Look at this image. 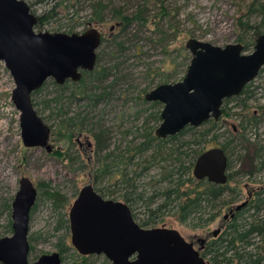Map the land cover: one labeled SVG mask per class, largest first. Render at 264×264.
I'll list each match as a JSON object with an SVG mask.
<instances>
[{"label":"rangeland","instance_id":"1","mask_svg":"<svg viewBox=\"0 0 264 264\" xmlns=\"http://www.w3.org/2000/svg\"><path fill=\"white\" fill-rule=\"evenodd\" d=\"M22 1L29 6L30 12L34 16L44 20L42 26L34 30L35 33L82 34L87 30L86 19L90 14L88 0H81L73 8L69 1L58 6L57 2L59 4L61 0ZM104 1H107L109 5L125 6V15L131 17L138 12L140 7H143L145 0ZM147 1L148 4L144 5L146 9L140 15L141 18L146 19V24L142 21L133 22L127 30L129 35L125 34L126 36L119 32V29L113 31V36H124L121 39L125 42L126 51L121 56H117L118 61H116L120 64L119 70L113 69L111 72V75L117 73L116 78L119 80V84H117L115 92L112 91L114 95L110 97V101L101 102L94 109L88 106L87 102L75 101L69 96L74 83L69 82V89L61 92L52 79L47 80L43 87L34 93L32 96L34 109L53 131L57 123L51 115L52 106L46 107L45 103L62 93L63 111L68 112V116H72L76 112H84L83 108H85L88 118H91V124H100L108 131L112 144L109 147L110 151L114 147L133 148L134 144L140 142L141 128L156 129L159 125L150 119L146 121L148 114L155 113L159 109L148 106L149 103H146L143 98L145 94L165 80H168L169 83L181 82L186 74L191 60V55L185 48L186 42L189 39H195L224 48L227 45L238 43V37L244 34L237 26L236 20L245 12L244 4L249 0ZM252 18L255 19V22L259 20L256 16ZM112 25L113 22H108L97 27V30L109 39L111 37L109 29ZM109 45L101 47L99 51L102 60L100 66L112 65L110 64L112 61L108 57L114 54L111 53L112 51H108ZM252 52L253 47H250L242 53L249 55ZM14 88L15 85L9 71L4 63L0 62V239L12 235L11 203L19 190L20 179L27 178L37 189L36 203L30 212L29 219L30 252L28 262L32 264L42 255L58 253L60 244H65L67 249L62 256L63 263L84 264L71 246L70 232L65 229V221L68 222L69 209L80 189L93 183L94 171L103 164L98 160L104 153L96 154L95 146H93L96 144L89 124L82 133L70 137L56 132L48 141L53 150L52 153H47L40 148H25L21 140L19 112L11 100ZM144 89L147 90L145 94L143 93ZM249 90L251 91V97L247 101L249 111L242 115L256 113L260 120L256 128H247L243 136L250 144H256L264 149V119H261L260 116V108L264 106V67L256 79L251 82ZM228 107L232 112H240L235 101H231ZM221 119L225 120L228 130L236 127L239 123L234 118L227 120L221 117ZM225 129H220L214 134L224 133ZM201 130L200 127L194 128V131L188 133L184 140H189L190 136ZM78 135L82 137L79 139L82 149L76 142ZM226 136L219 137L213 143L208 141L200 148L219 147L221 143H224ZM84 138H88L91 144L90 150L86 147L87 141ZM193 148L196 151L199 150L197 147ZM261 156L264 161V152ZM251 158V151L249 153L241 149L240 151L238 149L229 151L231 169L228 170V174L234 172H238V174L228 185L231 188H236L239 194L243 195V198L238 199L236 204H240L250 192L264 188V169L256 172L253 168H258L259 163ZM148 159L139 161L142 162V165L140 164L137 171H142V178L137 182L142 181V184H138L140 186L138 192L144 198V201L134 206L135 210H132L133 215L137 216L135 219L138 224L146 221L149 217L146 208L153 200V203L150 204L151 210L161 202L160 198H153L152 188L147 184L155 185L154 181L162 174L164 164L158 161L148 162ZM147 164H150L151 167L149 166V170L144 171ZM113 183V179L104 178L98 182L97 188L111 192L114 191L110 187ZM47 192L57 194V198L62 200L65 206L54 208L53 203L47 199ZM112 194L111 199L115 198V201H121L119 199L121 195L118 192ZM262 211L264 213V209ZM226 212L224 209L215 222L199 230L193 229L189 223L181 224L174 208L162 210L157 218H153V221L155 228L176 230L186 241L195 244L197 248L199 239L209 238L210 233L223 226L222 217ZM249 213L251 214V211ZM60 224L62 228H59ZM149 227L152 226L144 228ZM85 264L110 263L102 256H89Z\"/></svg>","mask_w":264,"mask_h":264},{"label":"water","instance_id":"2","mask_svg":"<svg viewBox=\"0 0 264 264\" xmlns=\"http://www.w3.org/2000/svg\"><path fill=\"white\" fill-rule=\"evenodd\" d=\"M36 24L37 17L24 1L0 0V62L15 85L11 100L19 112L22 144L51 153L50 126L37 114L31 96L49 79L63 86L78 83L83 72L93 71L101 33L93 27L82 34L35 33ZM185 48L191 60L182 81L161 84L144 96L146 102L162 105L155 131L158 139L175 136L187 127L199 128L208 120L219 121L223 101L238 96L264 67V33L256 38L249 55L242 53L238 43L220 48L189 39ZM192 176L225 185L224 151L215 147L201 153ZM36 199L32 182L21 178L11 203L12 235L0 239V264H30L29 219ZM68 225L71 246L83 257L102 256L110 264H208L178 231L141 228L125 203L102 198L92 184L78 192L68 212ZM32 264L64 263L53 253Z\"/></svg>","mask_w":264,"mask_h":264},{"label":"trees","instance_id":"3","mask_svg":"<svg viewBox=\"0 0 264 264\" xmlns=\"http://www.w3.org/2000/svg\"><path fill=\"white\" fill-rule=\"evenodd\" d=\"M66 1H69L70 6L73 8L81 0H61L59 4L57 2V6ZM88 1L90 2L88 6L90 14L86 19L87 29L90 27H96L97 29V27H101L108 22H113V31L119 29V32L124 33L123 35L126 36L127 30L133 22L142 21L144 24L147 23L146 19L140 17L141 13L146 9L144 5L148 4L147 0L144 1L143 7H140L138 12L131 17L125 15V6L109 5L104 0ZM244 6L245 12L236 20L237 26L244 34L238 37L237 42L242 45L243 51H247L254 46L256 38L264 33V0H249ZM253 16L259 19L258 22L254 21ZM43 23V18L38 17L34 30L40 28ZM113 31H109V35H111L109 39L101 34V43L97 51L94 70L83 72L81 80L72 84L73 89L69 95L75 101L83 100L87 102V105L94 109L101 102L110 101V97L114 95L112 93L115 92L117 84H119V80L116 78L117 73L111 75V72L113 69L115 71L119 70L120 64L117 63V56H121L126 51V48L124 46L125 42L121 39L124 36H113ZM68 35H71V33ZM106 45H109L108 51H112L111 53L115 55L108 57L112 61L110 62L112 65L108 67L100 66L102 60L99 51L101 47L104 48ZM68 83L66 82L63 86L56 85V87L63 92L65 89H69ZM168 83L169 81L165 80L159 85ZM250 87L251 83L238 96L223 101L221 117L227 120L234 118L239 121L238 125L232 127L231 130L227 129L225 120L220 118L219 121L208 120L202 124L200 126L202 130L196 131L194 135L190 136L189 140L184 139L188 133L194 131V128L191 127L185 128L179 134L168 137L166 140H158L154 136L155 128L143 127L140 129L142 131L140 142L134 144L133 148L120 149L119 147H114L112 151L109 150L112 144L108 131L100 124H91V118H88L85 108H83L84 112H76L72 116H68V112L65 113L66 111H63V94L59 93L45 103L46 107L52 106L51 115L57 123L54 131L50 127L49 140L56 132L68 137L80 134L89 124L92 128L90 132L96 144L93 145L95 146L96 154L98 152L104 153L98 160L102 161L103 164L94 171L92 186L102 198L106 199H111L112 193L118 192L121 195L119 199L123 200L130 208H134V206L144 201L143 195L138 192L140 189L138 184H142V181L135 182V180L142 178V171L137 172L140 164L142 165V162L139 161L149 158L148 162L158 161L163 163L162 174L154 181L156 187H152L153 184H147L148 187L151 186L150 188H152L153 198H160L161 202L153 210L150 209V204L154 200L147 206L146 213H149V217L139 226H153L155 224L153 218H157L162 210L174 208L178 216L177 219L181 224L189 223V226L193 229L199 230L215 222L225 209L227 212L223 217L226 216L227 221L224 224L222 217V228L220 227L210 233L209 238L197 241V250L200 252L201 257L208 264H264V213L262 211L264 209V188L254 192L255 198H252L248 204L246 203L247 206L245 205L239 211H235L234 208L230 210V206L235 205L240 194L236 188L229 187L228 183L237 176L238 172L228 174L227 183L223 186L211 184L207 181L195 182L191 175L196 158L207 150L201 149L200 146L208 143V141H211V143L216 142L219 137L224 135L227 136L224 143H221L219 147L224 151L228 159V170L231 169L229 151L236 149L239 151L241 149L247 153L251 151V160L253 159L259 163L258 168L253 169L256 172L264 169V161L261 156L264 149L256 144H250L243 136L247 128H256L260 120L256 113L242 115V113L249 111L247 101L251 97ZM146 91L144 89L143 93L145 94ZM231 101L237 102L240 112H232L231 108L228 107ZM32 104L34 106L33 101ZM148 106L159 110L161 107L159 103H151ZM159 110L148 114L146 121L150 119L154 123L159 124ZM260 112L261 119H264V106L260 108ZM224 128H226L224 133L214 134ZM209 137L211 139H208ZM193 147H197L199 150L196 151ZM117 149L119 152H117ZM236 152L238 153V151ZM149 166L151 167L150 164H147L144 171L149 170ZM104 178L114 180V183L110 186L114 191L108 192L97 188L98 182ZM46 196L53 203L54 208L65 206L64 202L57 198V194L47 192ZM250 211L251 214L249 213ZM231 215L232 217L230 218ZM67 223L65 221V229L68 231L69 225L67 226ZM59 228H62L61 224ZM66 249L67 246L65 244H60L58 248V254L62 261V256Z\"/></svg>","mask_w":264,"mask_h":264},{"label":"flooded vegetation","instance_id":"4","mask_svg":"<svg viewBox=\"0 0 264 264\" xmlns=\"http://www.w3.org/2000/svg\"><path fill=\"white\" fill-rule=\"evenodd\" d=\"M109 31H110V29H109ZM111 32V31H110ZM157 87V86H156ZM155 87V88H156ZM154 88V89H155ZM153 90V89H152ZM151 90V91H152ZM150 92V91H149ZM148 92V93H149ZM145 101V100H144ZM146 102V101H145ZM146 103H148V102H146ZM151 103H159V102H150L149 104H151ZM160 104V103H159ZM160 106H161V110H162V105L160 104ZM161 110H160V113H161ZM160 113H159V117H160ZM160 122H161V119H160ZM159 125H160V123H159ZM159 125H158V127H159ZM157 127V128H158ZM156 128V129H157ZM156 129H155V131H156ZM155 131H154V136H155ZM156 137V136H155ZM80 138H82L81 137V135H79L77 138H76V142L79 144V146H80V148L82 149V147H81V143H80ZM168 138V137H167ZM167 138H165V139H158V140H166ZM86 141H87V143H86V147L89 149L90 147H91V144H90V142L88 141V138H84ZM117 148V147H116ZM120 149H123V148H121V147H119ZM215 148V147H214ZM125 149V148H124ZM209 149H212V148H209ZM209 149H207V150H209ZM90 150V149H89ZM207 150H205V151H207ZM53 151V150H52ZM52 151H51V153H52ZM117 152H119V150L117 149ZM197 159V158H196ZM196 161V160H195ZM193 166H194V164H193ZM227 167H228V159H227ZM192 169H193V167H192ZM228 170V169H227ZM191 175H192V170H191ZM227 175H228V171H227ZM193 177V176H192ZM195 182H205V181H207L206 179H203V180H197V179H194V178H192ZM138 180H135V182H137ZM208 182V181H207ZM209 183V182H208ZM212 184V183H211ZM153 187H155V185H153ZM254 192L255 191H253V192H250L249 194H247V197H245L242 201H241V203L240 204H236L235 203V205H232V206H230V210L231 209H233L234 208V210L236 211V207H238V206H240V205H242V204H245L246 206H247V204H248V202L252 199V198H255L254 197ZM243 198V195H239V200H241ZM104 199H106V198H104ZM106 200H113V201H115V199H106ZM119 202H123V203H125L123 200H121V201H119ZM247 203V204H246ZM126 204V203H125ZM127 205V204H126ZM244 205V206H245ZM128 206V205H127ZM243 206V207H244ZM242 207V208H243ZM128 208L130 209V212H131V215H132V217H133V219H134V221L136 222L137 220L135 219V218H137V216H135V215H133V209L135 210V208H130V206H128ZM239 211V210H238ZM232 217V215L230 216V218ZM223 219H224V224L226 223V221H227V217L225 216V217H223ZM137 223V222H136ZM138 224V223H137ZM139 225V224H138ZM141 228H144V227H141ZM153 228H155L154 227V225L152 226V227H149V228H144V229H153ZM192 245L194 246V248L195 249H197L196 247H195V244H193L192 243ZM80 256V255H79ZM91 256H95V255H91ZM81 258H84V259H82V263H84L85 264V261L87 260V258L89 257V256H86V257H83V256H80Z\"/></svg>","mask_w":264,"mask_h":264}]
</instances>
